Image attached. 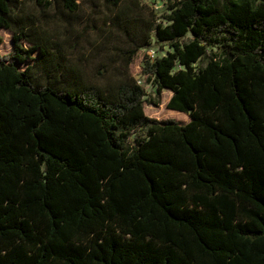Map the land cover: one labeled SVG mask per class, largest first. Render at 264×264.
<instances>
[{
	"label": "trees",
	"instance_id": "16d2710c",
	"mask_svg": "<svg viewBox=\"0 0 264 264\" xmlns=\"http://www.w3.org/2000/svg\"><path fill=\"white\" fill-rule=\"evenodd\" d=\"M124 1L0 0V264H264V0ZM83 2L137 37L103 84L45 27ZM156 45L140 75L187 120L146 113Z\"/></svg>",
	"mask_w": 264,
	"mask_h": 264
},
{
	"label": "rangeland",
	"instance_id": "374dc122",
	"mask_svg": "<svg viewBox=\"0 0 264 264\" xmlns=\"http://www.w3.org/2000/svg\"><path fill=\"white\" fill-rule=\"evenodd\" d=\"M130 1L125 0L124 3L127 4ZM139 3L141 9L138 14L142 17L153 18L155 14L159 21H164V15L170 12L167 0H141ZM81 7L80 19L74 23L75 27L69 37H66L64 24L52 17L48 18L45 27L53 35L54 40L60 41L62 52L66 54V57L81 66L87 79L93 83L103 84L107 78L120 77V72L125 71V64L120 55L121 50L130 47L137 37H131L115 27L106 25L109 11L103 5L94 9L89 2H83ZM131 31L133 32L134 29ZM0 38L2 39L0 53L10 52L14 46L12 32L6 28H0ZM53 49L57 54L55 48ZM153 49L156 54L163 55L170 50V47L156 45ZM146 53L150 54L151 50L142 49L131 65L133 74L141 78L146 87V113L162 120L168 118L187 120L185 113L167 108V102L172 95L170 90L165 89L161 96H157L155 86L146 82L140 75L142 60ZM41 74L44 75V72L42 71Z\"/></svg>",
	"mask_w": 264,
	"mask_h": 264
},
{
	"label": "built area",
	"instance_id": "2783aa9c",
	"mask_svg": "<svg viewBox=\"0 0 264 264\" xmlns=\"http://www.w3.org/2000/svg\"><path fill=\"white\" fill-rule=\"evenodd\" d=\"M151 53H152V54H151ZM151 53H150L151 56H154V55L156 54V52H155L153 49L151 50ZM138 83H139V84H143V81H142L141 78L138 79ZM143 85H144V84H143Z\"/></svg>",
	"mask_w": 264,
	"mask_h": 264
}]
</instances>
